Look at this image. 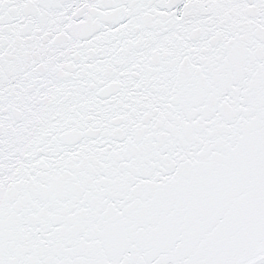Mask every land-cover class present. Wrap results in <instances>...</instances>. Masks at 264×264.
Listing matches in <instances>:
<instances>
[{"label":"snow or ice","instance_id":"obj_1","mask_svg":"<svg viewBox=\"0 0 264 264\" xmlns=\"http://www.w3.org/2000/svg\"><path fill=\"white\" fill-rule=\"evenodd\" d=\"M0 264H264V0H0Z\"/></svg>","mask_w":264,"mask_h":264}]
</instances>
